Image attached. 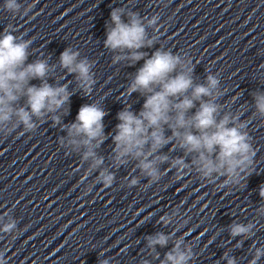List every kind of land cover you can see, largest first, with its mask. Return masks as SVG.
Masks as SVG:
<instances>
[{
    "label": "clouds",
    "instance_id": "obj_1",
    "mask_svg": "<svg viewBox=\"0 0 264 264\" xmlns=\"http://www.w3.org/2000/svg\"><path fill=\"white\" fill-rule=\"evenodd\" d=\"M3 7L13 15H27L33 5L28 4L22 13L19 0H5ZM123 15V8L111 11V24L107 28L104 45L121 53L114 57V62L128 60L135 63L145 57L139 49L150 47L152 41L147 38L144 20L138 13L128 12V22L122 19ZM159 19L154 15L147 19V24L156 25ZM10 28H5L0 37V136L3 137L18 129L23 133L35 132L38 127L36 121L65 108L72 95L67 85L53 86L47 82L51 66L45 60L27 63L31 41L17 42ZM78 56L79 52L66 48L60 54L59 63L69 74L76 75L79 87L89 95L96 82L91 71L92 63L86 58L78 60ZM191 72L192 69L180 56L168 51L157 50L144 60L126 90L129 96L139 93L144 97V103L139 113L132 111L130 105L117 113L119 123L112 136L115 145L113 166L119 168L135 161V167L150 184L158 182L168 170L174 169L175 178L180 179L192 169L206 182L219 176L224 178V187L239 186L254 171L256 153L252 137L245 130L247 125L239 116L224 114L219 117L221 106L216 103V98L221 93L216 76L209 74L205 84H194ZM32 80H40L41 83L34 85L30 83ZM21 99L24 105H20ZM254 100L257 113L264 117V92L257 93ZM67 111L65 108V114ZM106 114L98 103L82 105L75 121L63 126L67 138L62 137L60 144L69 154L79 153L81 160L88 164L85 171L98 172L99 183L110 188L115 175L103 167L104 158L96 152L107 139L103 124ZM52 122L60 124V116L53 115ZM170 144L173 146L170 151L178 148L183 155L171 157L162 152ZM164 164L168 168L162 171L161 165ZM138 182L137 178H132L129 186H136ZM259 194L264 198V185L260 187ZM258 211L264 213V207ZM161 220L168 223L164 217ZM253 227V224L236 223L231 225L230 234L247 238L253 235ZM16 229L17 225L12 221L5 224L0 232L13 234ZM147 239L148 248L154 250L156 245L164 247L169 237L157 233ZM182 243V240L175 243L162 264H188L193 253L190 247L182 248ZM261 257H264V247L255 248L249 264H258ZM224 259L227 264H236V259L227 253ZM0 264H7L3 251H0ZM100 264H109V261L101 260Z\"/></svg>",
    "mask_w": 264,
    "mask_h": 264
}]
</instances>
